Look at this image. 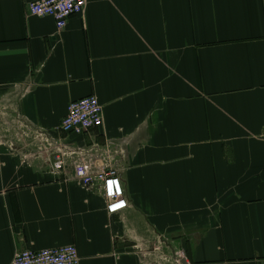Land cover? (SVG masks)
<instances>
[{
    "label": "crops",
    "instance_id": "1",
    "mask_svg": "<svg viewBox=\"0 0 264 264\" xmlns=\"http://www.w3.org/2000/svg\"><path fill=\"white\" fill-rule=\"evenodd\" d=\"M35 1L0 0V264L67 245L80 264H264V0H85L61 31ZM87 96L102 126L64 135ZM105 145L128 203L111 218L71 166Z\"/></svg>",
    "mask_w": 264,
    "mask_h": 264
},
{
    "label": "built area",
    "instance_id": "2",
    "mask_svg": "<svg viewBox=\"0 0 264 264\" xmlns=\"http://www.w3.org/2000/svg\"><path fill=\"white\" fill-rule=\"evenodd\" d=\"M85 0H37L27 7L30 16L51 18L58 31L64 29L69 19L81 15ZM103 124V107L95 96H87L67 105L60 131L64 135L81 136L100 128ZM116 152L110 145L102 148H82L71 154L73 176L78 183L89 188L96 185L104 199L105 214L111 218L121 215L127 208L124 190L115 166ZM64 155H56L51 164L53 171L64 169ZM10 264H80L73 245L42 250H23L15 253Z\"/></svg>",
    "mask_w": 264,
    "mask_h": 264
},
{
    "label": "water",
    "instance_id": "3",
    "mask_svg": "<svg viewBox=\"0 0 264 264\" xmlns=\"http://www.w3.org/2000/svg\"><path fill=\"white\" fill-rule=\"evenodd\" d=\"M178 262H179L180 264H187L186 261H185V259H183V258H179V259H178Z\"/></svg>",
    "mask_w": 264,
    "mask_h": 264
},
{
    "label": "rangeland",
    "instance_id": "4",
    "mask_svg": "<svg viewBox=\"0 0 264 264\" xmlns=\"http://www.w3.org/2000/svg\"><path fill=\"white\" fill-rule=\"evenodd\" d=\"M180 256V255H179Z\"/></svg>",
    "mask_w": 264,
    "mask_h": 264
}]
</instances>
